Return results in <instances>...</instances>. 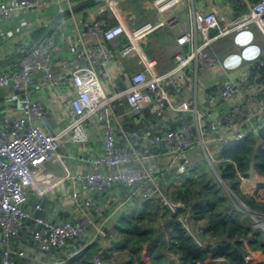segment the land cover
Returning <instances> with one entry per match:
<instances>
[{
  "label": "built area",
  "instance_id": "2783aa9c",
  "mask_svg": "<svg viewBox=\"0 0 264 264\" xmlns=\"http://www.w3.org/2000/svg\"><path fill=\"white\" fill-rule=\"evenodd\" d=\"M80 1L0 0L1 28L17 10L38 8L45 2L58 5V12H69L74 24L75 46L74 63L67 77L56 76L53 72L54 35L43 41L26 43L27 48L18 51L20 55L13 64L0 68V88H10L21 100L16 116H9L0 106V264H17L12 255L26 256L33 247L42 252L64 248L87 239L92 231L105 236L106 230L96 216L104 212L107 205L95 195H109L116 183L133 186L143 182L141 197L158 199L174 213L184 204L172 200L161 186L154 166L148 163L150 157L176 155L179 157L177 169L181 172L188 166L186 151L194 143L196 131L214 136L221 134L226 138L243 137L248 133L260 136L264 132V0H254L247 10L226 21L213 11L205 14L194 11V27L177 39L179 44H190V49L177 51L173 56L174 65L161 73L155 71V62L145 56L141 42L163 23H175V16L146 20L128 27L115 0H99L91 7V16L79 21L75 9ZM181 1L152 0V3L162 15ZM106 8L115 18L113 23L106 18H96ZM0 32L4 36L1 29ZM83 33L91 43L85 41ZM122 35L126 42L118 46L112 43L113 47L108 45ZM224 37L232 39L234 49L217 61L211 47ZM117 59H136L142 69L132 74L127 88L109 95L104 90L98 67ZM216 62H220L227 74L205 91V102L210 106L199 111L189 96L196 91L198 71ZM38 73L52 87L62 85L66 78L70 80L74 94L65 105L71 122L61 131L55 132L45 124L44 103L30 90ZM234 97L237 99L230 102ZM220 102L227 105L220 108ZM145 107L157 114L166 113L169 107L174 119L189 111L194 120H183L175 127H154L136 136L135 132L125 129L123 118L125 114L136 115ZM201 121L204 126L200 125ZM87 123L100 127L102 144L96 154L70 155L93 166L69 176L75 186L71 197L78 210L77 216L54 220L38 214L43 206L37 201L30 208V195L34 192L42 196L47 189L42 188L41 183L48 182L36 178L38 167L55 156H66L62 150L63 134L70 133L76 143L87 142ZM148 147L157 150L152 152ZM178 219L192 236L196 235L189 228L185 215L180 213ZM27 221H32V244L27 242L31 247L29 250L15 248L12 237L18 235ZM194 238L199 246L204 244L203 239ZM255 251H246L245 260L257 261ZM94 258L95 264H103L101 250Z\"/></svg>",
  "mask_w": 264,
  "mask_h": 264
},
{
  "label": "crops",
  "instance_id": "0c3cea01",
  "mask_svg": "<svg viewBox=\"0 0 264 264\" xmlns=\"http://www.w3.org/2000/svg\"><path fill=\"white\" fill-rule=\"evenodd\" d=\"M97 1L99 0H96V2ZM243 1L246 3V8H248V5L254 0ZM114 3L118 7L119 12H121L128 27H134L143 21L156 20L169 15L175 16L177 19L175 23L170 25L163 23L161 27L156 29L141 42L142 51L148 59L155 62L154 68L158 73L168 70L174 65L173 56L177 51L184 48L190 49V44H179L177 39L185 31L194 27V11H199L202 14L213 11L224 21L236 17L244 11L235 8L232 0H182L175 7L162 15L154 8L152 0H115ZM57 7L58 5L54 3L45 2L38 8L20 9L13 13L11 20L2 26V28L0 27L4 32V36H2L0 32V60H2L0 68L6 67L10 62L13 64L19 56L17 54L18 51L27 48L25 47L26 43L29 44V42L31 43L32 41H40L49 30H52L47 37L54 35L56 38L53 72L56 76L64 75L67 77L74 63V24L69 18V12L65 11L59 13ZM91 7V4H86L85 7H78L75 9L79 16V21L88 19L91 16ZM105 11L106 13L104 15H106L107 19H113L115 21L111 11L108 10V8H106ZM83 36L85 41L91 43V39L86 34L83 33ZM226 38V42H223L225 47L224 45L218 44L220 39L212 44L211 48L218 59L217 61H219L224 54L234 49L232 39L230 37ZM124 39H126V37L122 35L116 41L108 42V44L115 43L114 46H118L117 43H123ZM3 64L5 65L3 66ZM139 69H142V65L139 64L136 59H117L107 66L101 65L98 67L104 90L109 95L127 88L130 85L132 74ZM226 74L227 72H225L220 62L203 67L198 71L197 88L196 91L189 96V99L199 111L205 108L207 109L210 106L205 102V91L217 84ZM63 81L65 82H63L62 85L52 87L47 84L43 75L38 73L34 76L30 85L33 96L44 103L45 124L55 132L63 130L71 122V116L65 103L68 102L70 97L74 94V91L69 84V78ZM63 86L67 87V89H64ZM236 99L237 97H234L230 102ZM20 103V97L17 94H13L10 88H0L1 110H5L9 116H16ZM226 105V102H220L218 104L220 108ZM143 112L142 110L136 115H124L123 124L127 131L126 123H132L134 127L138 129L140 127H137L138 125H142L143 127L150 125L151 128L160 127L177 120L174 119V116H171L169 107H167L166 113H163L161 116V122L159 121L151 124H148L150 121L146 120ZM188 114L191 119L194 120V115L189 111ZM188 114L182 113L180 115L182 117L185 115L188 116ZM143 119L145 121L141 123ZM200 125L204 126L202 121ZM86 128L89 131V139L87 142L79 144L72 140L70 133L63 134L62 150L66 156H55L51 160L42 163L36 171V178L43 181L47 179V183H41L42 188L47 190L44 189L45 193L42 196H37L32 192L29 199V206L32 208L35 202L40 201L44 208L45 217L47 218L60 220L68 217H76L78 214V210L75 208L71 197L72 190L75 186H73L69 176L73 175L75 172L89 170L93 166L75 160L71 158L70 155L77 153L96 154L102 144L100 127L95 123L92 125L87 123ZM226 139L227 138L223 137L221 134L214 136L208 132L199 133L196 131L195 141L198 140L199 145L197 144L195 147L194 144L196 142L194 141L187 150V156L192 157L191 155H194L195 157L196 151H201V153L204 151L209 153V157L218 156L219 159L217 160L220 162L222 160L220 148ZM210 150H212V152ZM154 151H156V149L152 148V152ZM190 157H188V159L191 160L192 158ZM178 162L179 157L176 155L154 156L148 159V163L154 166L157 174L165 178L166 176H173L168 182V187L171 186L174 189L183 184V182L180 183V180H176L180 175L177 169ZM252 173V175H249V180L247 177L246 181H244V177L241 176V189H243V191L254 188L257 181L261 179L254 171ZM174 180H176L175 184ZM141 185L142 183L137 182L133 186L125 189L122 185L118 183L115 184L108 198H106L107 203L110 201V204L107 205V210L96 216L97 222L103 225V228L106 227V231L109 227L103 220L110 217L109 215L112 216L114 212L117 211L113 226L116 227V224L119 223V229H126L130 220L134 219L142 211L154 207L155 204H157L155 199L147 201L141 197ZM163 185L161 184L165 189V184L163 183ZM245 186L247 188H243ZM169 191H171V189H169ZM194 224V228L197 230L199 225H197V222ZM22 228H26L24 233L22 232L23 235L18 233L19 236H15L12 240V245L15 248H20V244L24 245L26 239L24 240L23 238L30 235L29 225H25ZM118 231L117 233L119 234ZM117 233L113 232L111 236H109L108 233L106 237H102L92 231L87 239L77 242V244L73 246L74 248L72 247L73 249L68 248L51 252H40L33 247L26 255L29 256L26 261L30 264H63L69 257L81 250L83 246L89 243H97L95 253H97L98 250H105L108 264H126L129 260L128 250L126 247H122L123 242H121V237H119L121 235H117ZM141 251L139 256H142L144 264H153L150 261L152 258L150 256L149 260L145 248H142ZM255 254L259 260H264V252L255 251ZM62 255L63 257L66 255L67 259L63 260V257H61ZM211 261L214 260L208 259L206 262ZM158 264H170L169 256Z\"/></svg>",
  "mask_w": 264,
  "mask_h": 264
},
{
  "label": "trees",
  "instance_id": "16d2710c",
  "mask_svg": "<svg viewBox=\"0 0 264 264\" xmlns=\"http://www.w3.org/2000/svg\"><path fill=\"white\" fill-rule=\"evenodd\" d=\"M95 2L96 0H81L76 9L78 7H85L86 4L93 6ZM232 3L237 9L244 11L248 9L243 0H232ZM105 13L106 11L100 15H96V18L107 19L106 15H104ZM112 21L114 22L113 19L108 20V22L113 23ZM126 41L127 39H124V42ZM108 45L113 47L112 43ZM117 45L119 44L117 43ZM143 111L146 120L150 121L148 124L162 121L161 116L163 114L150 111L149 107L143 108ZM183 120L187 122L192 121L189 115L182 116L176 121L164 125V127H175ZM144 121L143 119L141 123ZM126 125L128 131L130 133L135 132L136 136L141 135L145 130L152 131L154 129L150 125L146 127L138 125L137 127L140 126L138 129L132 123H126ZM152 148L157 150L155 147H148V150L152 151ZM220 151L222 160L217 163V168L220 172L219 178L247 209L260 219H264V181L261 179L257 181L253 190L243 191L241 189V175L248 174L250 169L261 178L264 177V132L260 136L248 133L243 137L227 138L223 142ZM140 183H142L141 186L143 187L144 183ZM163 183L167 191L168 184L164 181ZM118 184L122 185L125 189L130 187L124 183ZM206 184L207 182L204 181V183L202 182V186L197 188L198 184L195 182L188 184L183 182V184L177 187L169 197L172 200H180L184 206L174 213L168 211L166 206L158 199H155L157 204L142 211L134 219L130 220L126 229H119V223H117V226L114 227L116 228L115 231L117 233L119 229V234L117 233V235H121L119 237H121L120 240L123 242L122 247H126L129 254V260L126 264H143L142 261H138L142 248H145L151 256L153 264L160 263L163 258L170 257L171 254L173 257L178 258V262L175 259H169V263L174 261V264H264V260L249 262L244 259V238L248 239V245L253 249H259L264 252V241L258 238L256 230L252 228V222L248 220L249 216L245 215L242 217L243 213H235L236 210L231 205L227 208L223 206V208H218L221 196H215V193L211 191V187L209 186V184L213 186L215 183L210 181L207 186ZM95 197L101 198L105 201L106 205L110 204V201L107 203L106 200L108 198L107 193L96 194ZM37 213L45 216L44 208L41 211H37ZM180 213L185 215L195 234L204 240L202 246H198L192 234L178 220ZM244 217L247 218L248 225L243 221ZM200 219L204 220V223L198 226V230H195L194 223ZM26 224L31 226L32 221H27ZM25 230L26 228H21L19 234L23 235ZM29 233L30 235L25 236L23 239L32 244L30 228ZM13 238L15 237L13 236L12 240ZM77 242L60 249H73V246ZM96 244L89 243L83 246L81 250L69 257L68 260H66V255L63 257V254L61 257H63V260H66L63 264H95ZM214 258H222V260L206 262L208 259ZM12 259L17 264H30L26 261L27 258H20L14 254L12 255ZM107 261L106 252L102 250L103 264H108Z\"/></svg>",
  "mask_w": 264,
  "mask_h": 264
},
{
  "label": "rangeland",
  "instance_id": "374dc122",
  "mask_svg": "<svg viewBox=\"0 0 264 264\" xmlns=\"http://www.w3.org/2000/svg\"><path fill=\"white\" fill-rule=\"evenodd\" d=\"M226 39H227L226 37L225 38H221L218 41V44L224 45L223 42L225 43L226 42ZM224 47H225V45H224ZM198 140L195 141L196 142L194 144L195 147H196L197 144L199 145ZM210 151L212 152V150H210ZM191 156L192 157L188 156V157H190L192 159L191 160L188 159V166H187V168L184 169V171H181V172L178 171L180 173V175H179V178H177L176 180H180V183L181 182H184L186 184H188L190 182L191 183H194L195 182L196 184H198L197 188H199L200 186H202V182L204 183V181L207 182L206 186L208 185V182H210V181L212 183L214 182L215 185L212 186V184H209V186L211 187L210 188L211 191H213L215 193V196H217V197L218 196H221V199H220V203L218 205V208H223V207H226L227 208L228 206L231 205V206H233L235 208V210H236L235 213H237V212H238V214L243 213L244 215H242V217L245 216V215L249 216L248 217V220L252 222V224H251L252 228L254 230H256V232L258 234V238L260 240L264 241V219H260L255 214L253 215L250 212V210L247 209L244 205H242V203L240 202V200L238 198H236V196L223 184L222 180L219 178L220 172L218 171V168H217L218 167L217 163L219 161V160H217V159H219L218 156L209 157V153L208 152L206 153L204 151H202V153H201V151H198V152L196 151L195 157H194V155H191ZM178 164H179V162H178ZM177 168H178V165H177ZM252 172H253V170L250 169L248 171V174L241 175L242 177H244V181L247 180V177H248V180H249V178H250L249 175H252L253 174ZM204 173H206V174L204 175ZM155 175L157 176V178L159 179V182H161L162 185H163V183H162L163 181L166 182V184H168L169 180L173 178V176H168V177L166 176V178H165L164 176L157 174V172H155ZM176 180H174V184H175ZM201 180H202V182H201ZM243 188H247V187L245 186ZM169 189H171L170 192H169ZM253 189L254 188H250V190H253ZM174 190L175 189L172 188L171 186L168 187L167 193L169 194V196H170V194ZM181 207H183V206H180L179 209ZM106 210H107V208H106ZM116 214H117V211L114 212L112 216L109 215L110 217H107L106 219L103 220V221H105L106 224H108V227H109V229L107 231H105L106 232L105 237H106V235L108 233H109V236H111V234L113 232L116 233L115 228L113 226L114 225L113 221H114V218L116 217ZM257 219H258V221H257ZM243 221H245L247 223V218L244 217L243 218ZM203 223H204V220H201L200 219L199 221H197V225H199V226L202 225ZM247 225H248V223H247ZM189 228L191 229L192 232H194V230L192 229L191 225H189ZM189 233L192 234L190 232V230H189ZM154 234L156 235V233H154ZM193 236L196 237L197 235H193ZM198 238H200V237H198ZM95 240H96V238H95ZM195 241H196V239H195ZM243 242H244L243 243V248H244L245 251H248V250H257V251H259V249H253L251 246L248 245L249 242H248V239L247 238H244L243 239ZM196 243H197V241H196ZM19 246H20L21 249L23 247L26 250H29V248L31 247V246H27V241H25V244L24 245L20 244ZM36 250H39V249L36 248ZM39 251L42 252L41 250H39ZM16 256L17 257H20V258H27V257H29V256H19V255H16ZM147 256H148V258L150 260V255L148 253H147ZM139 257L140 258L138 259V261H142V263L144 264L143 259H142V256H139ZM172 258H174V257L171 254V256L169 257V259H172ZM144 259H145V257H144ZM165 259L166 258H163L162 260H165ZM174 259H175L176 262H178V260L176 258H174ZM150 261L153 263V260H150ZM174 263H175L174 261H171L170 264H174Z\"/></svg>",
  "mask_w": 264,
  "mask_h": 264
},
{
  "label": "water",
  "instance_id": "95a60500",
  "mask_svg": "<svg viewBox=\"0 0 264 264\" xmlns=\"http://www.w3.org/2000/svg\"><path fill=\"white\" fill-rule=\"evenodd\" d=\"M52 30H49L44 36L43 38L40 40V41H43L50 33H51ZM2 60H0V63H1ZM262 181H264V177L261 178Z\"/></svg>",
  "mask_w": 264,
  "mask_h": 264
},
{
  "label": "clouds",
  "instance_id": "9594fccd",
  "mask_svg": "<svg viewBox=\"0 0 264 264\" xmlns=\"http://www.w3.org/2000/svg\"><path fill=\"white\" fill-rule=\"evenodd\" d=\"M251 212V211H250ZM252 213V212H251ZM253 215H254V213H252ZM257 221H258V219H257ZM246 252V251H245ZM245 259V258H244Z\"/></svg>",
  "mask_w": 264,
  "mask_h": 264
}]
</instances>
